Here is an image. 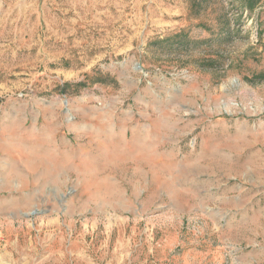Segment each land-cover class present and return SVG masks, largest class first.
Segmentation results:
<instances>
[{
    "label": "rangeland",
    "instance_id": "obj_1",
    "mask_svg": "<svg viewBox=\"0 0 264 264\" xmlns=\"http://www.w3.org/2000/svg\"><path fill=\"white\" fill-rule=\"evenodd\" d=\"M249 1L0 0V169L43 180L0 188V264H264Z\"/></svg>",
    "mask_w": 264,
    "mask_h": 264
},
{
    "label": "crops",
    "instance_id": "obj_2",
    "mask_svg": "<svg viewBox=\"0 0 264 264\" xmlns=\"http://www.w3.org/2000/svg\"><path fill=\"white\" fill-rule=\"evenodd\" d=\"M43 142V141H42ZM60 143H62V145H60ZM55 145L59 148V149H66L67 147L69 151H65L66 152V156L65 158H67L68 160H76L78 157H79V152L77 151L78 149H74V148H71L72 147V144L71 143H68V142H55ZM61 146V147H60ZM13 159V157L9 156V155H6V156H3V161L5 162V166L0 169V188H9L11 190H14L15 193H17L16 191H21L20 192V197H22L23 200H26V199H31V198H35V199H38L39 196H37V190L41 189L42 186H41V181H36L34 180L36 178V174L38 173V170L37 171H32V169H29L28 168V165L29 167L32 166L31 164V159H28L26 161V157H25V161L24 162H20L17 163V161L19 159H15V165H12L11 166V163L14 161V160H11ZM28 162V163H27ZM46 164V161L45 162H40V165H44ZM11 167H13V169H11ZM15 167V168H14ZM16 167L18 168V170H15ZM11 173H13L14 175H10ZM16 173H18V175L21 173V174H24L26 176V174L30 175L29 177H25V181H20L19 178L16 175ZM23 182V183H21ZM47 183V181H46ZM47 188V187H45ZM35 193V194H34Z\"/></svg>",
    "mask_w": 264,
    "mask_h": 264
},
{
    "label": "trees",
    "instance_id": "obj_3",
    "mask_svg": "<svg viewBox=\"0 0 264 264\" xmlns=\"http://www.w3.org/2000/svg\"><path fill=\"white\" fill-rule=\"evenodd\" d=\"M254 1L255 0H250L249 1V5H248L249 8L253 7ZM164 43L170 44L171 45L170 47H173V43H176L177 48L186 45V42L184 41V37L179 39L178 35H175V36H172V37H167L165 39L157 41L156 44H161L162 45Z\"/></svg>",
    "mask_w": 264,
    "mask_h": 264
}]
</instances>
